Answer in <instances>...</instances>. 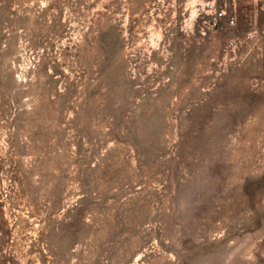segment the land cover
Listing matches in <instances>:
<instances>
[{
    "label": "rangeland",
    "instance_id": "obj_1",
    "mask_svg": "<svg viewBox=\"0 0 264 264\" xmlns=\"http://www.w3.org/2000/svg\"><path fill=\"white\" fill-rule=\"evenodd\" d=\"M0 264H264V0H0Z\"/></svg>",
    "mask_w": 264,
    "mask_h": 264
},
{
    "label": "built area",
    "instance_id": "obj_2",
    "mask_svg": "<svg viewBox=\"0 0 264 264\" xmlns=\"http://www.w3.org/2000/svg\"><path fill=\"white\" fill-rule=\"evenodd\" d=\"M221 14H222V13H221ZM229 22H230V23H234V18H230V19H229Z\"/></svg>",
    "mask_w": 264,
    "mask_h": 264
}]
</instances>
